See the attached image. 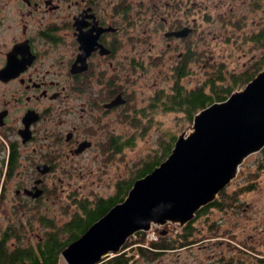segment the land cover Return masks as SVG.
Segmentation results:
<instances>
[{
  "label": "flooded vegetation",
  "instance_id": "flooded-vegetation-1",
  "mask_svg": "<svg viewBox=\"0 0 264 264\" xmlns=\"http://www.w3.org/2000/svg\"><path fill=\"white\" fill-rule=\"evenodd\" d=\"M236 1L264 5V0H0L1 249L17 246L23 219L48 213L49 203L75 202L63 227L83 203L93 206L118 194L122 176L109 195L79 196L94 172L115 165L133 146L132 124L145 113L135 108V80L154 69L169 74L170 90L156 91L148 107L165 106L192 75L194 41L208 34L198 31L199 23L225 6L233 11ZM226 13L216 18L229 23ZM241 181L233 179L195 213L193 243L187 245L193 247V264H264V189H256L264 180ZM46 216L39 218L54 221Z\"/></svg>",
  "mask_w": 264,
  "mask_h": 264
},
{
  "label": "water",
  "instance_id": "water-1",
  "mask_svg": "<svg viewBox=\"0 0 264 264\" xmlns=\"http://www.w3.org/2000/svg\"><path fill=\"white\" fill-rule=\"evenodd\" d=\"M264 149V69L240 90L195 114L169 156L138 178L123 201L64 248L67 264H98L127 240L167 224L185 227Z\"/></svg>",
  "mask_w": 264,
  "mask_h": 264
},
{
  "label": "rangeland",
  "instance_id": "rangeland-1",
  "mask_svg": "<svg viewBox=\"0 0 264 264\" xmlns=\"http://www.w3.org/2000/svg\"><path fill=\"white\" fill-rule=\"evenodd\" d=\"M225 7L214 13L209 12L210 16H213L199 23L198 31L202 32L205 28V32L208 34L204 35L202 32V38L199 39L197 37L196 41H194L197 53L195 55L196 58H193V72L192 75L186 76L182 81V84L189 88L208 82L210 77L216 75L218 71H223L227 78L231 79V73L240 74L246 69H257L264 56V46L259 41L254 40L255 34H258L264 28V5L260 8H251L245 6L242 1H236L233 11L225 9ZM225 10H227L226 15L230 16L228 19L229 23L222 21L221 17L216 18L219 13ZM239 17L240 19L238 20ZM210 30L212 32L209 34ZM262 67L264 69V65ZM159 72L154 69V72L149 71L148 74L140 75L141 77L135 80L132 87L134 90L133 100L135 101V108H138V110L145 109V113L140 114L132 124L133 146L126 148L124 152L117 156L115 165L100 168L103 172L99 174L94 172L92 178L87 182L88 185L84 186V189L80 191V197L84 195H109L113 191L112 185L116 178L122 176V179L128 180L134 177L136 172L144 166L145 162L164 155V148L172 141V137L175 136L176 140L183 131H190L193 119L191 120L186 112L180 109L166 111L165 107L161 105L148 107L152 101V95L162 88H167V91H169L173 82L169 74H157ZM227 81L229 82V80ZM246 84L235 86V90L244 88ZM218 85L220 86L221 83L218 82ZM148 109L149 111H147ZM175 140L173 141V146ZM162 144L163 146L161 147ZM168 156L169 154L163 157L162 161ZM97 167V164L92 166L94 171ZM98 175L99 179H97ZM237 179L243 180L239 185L254 179L262 182L264 180V152L254 154L247 159L241 167V172ZM263 186L262 182L260 187L257 186L256 189H264ZM257 190L251 192V194L258 193L256 192ZM74 204L75 202L73 201V204L71 203L72 207H64L60 204L57 205V203H49L48 213L37 212L33 219H23L24 223L31 222L32 224V226L24 223L22 225L23 245L26 243L36 244L39 237L51 229L43 221L44 218H39L40 215H47V218H49V215L54 216V226L60 227L68 219L69 214L75 210L76 206ZM191 222L193 226V221ZM155 229L147 232V240H158L159 235L154 233ZM159 229L160 231L162 230V233L164 230L170 231L171 235H164L163 237L177 239V241L172 243L173 247L161 255L140 256L138 258L136 256L135 258L137 259L134 264H193V247H187L190 242L193 243V227L189 231H192V235L188 237L185 244H181L182 241L180 240H184V238L181 237L182 228L179 226L167 224ZM137 234L130 237L123 247V249L126 248L125 252L128 256H132L134 249L140 243L137 238L140 236L136 237ZM134 240L138 244L132 243ZM59 264H67L61 255Z\"/></svg>",
  "mask_w": 264,
  "mask_h": 264
},
{
  "label": "trees",
  "instance_id": "trees-1",
  "mask_svg": "<svg viewBox=\"0 0 264 264\" xmlns=\"http://www.w3.org/2000/svg\"><path fill=\"white\" fill-rule=\"evenodd\" d=\"M254 40L259 41L261 45L264 46V28L258 34H255ZM263 65L264 56L257 69H246L240 74L231 73V79H228L223 71H218L216 75L210 77L208 82L197 85L193 87V89H188L186 86L180 85L175 89L176 93L171 96L169 101L165 102V106L163 107H165L166 111H176L180 109L186 112L192 120L195 114L200 110L208 107L214 102L227 99L232 92L235 91V86L251 81L258 72L262 70ZM226 80H229V82H226ZM218 82L221 83L220 86ZM174 140L175 136L172 137V141L168 143L165 148L163 147L164 155L162 157L148 160L144 163V166L136 172L134 177L119 181L117 186L118 194L116 196L109 199L101 198L94 203L93 206L89 205V203H83L73 219L63 227H55L52 220L44 218L43 221H45V224L50 226L51 229L41 236L43 240H37L36 244L26 243L23 245L22 238L24 237L22 236L21 230L20 234L15 235L18 243L17 246L9 247L6 244L5 248H2L3 250L0 248V264H59V257L64 248L81 237L94 222L104 216L114 205L123 201L134 182L138 178L153 171V169L162 162V158L171 153ZM162 146L163 144L161 147ZM192 227V222H190L186 227L181 229V237H183L184 240L180 241H182L183 244H185L188 237L192 235V231L189 232L192 230ZM154 233L159 235L158 240H147L146 236L148 233L146 232H139L136 235V237L140 236L137 237L140 243L138 244L135 240L132 241V243L138 244L132 256H128L125 252L126 248H124L120 253L114 254V256L109 257V259L107 258L108 260L101 264H134L136 259L140 256L160 255L163 249L173 247L172 243L177 241V239L163 237L160 229L156 228ZM7 236L6 240L8 239ZM136 256L137 258H135Z\"/></svg>",
  "mask_w": 264,
  "mask_h": 264
}]
</instances>
